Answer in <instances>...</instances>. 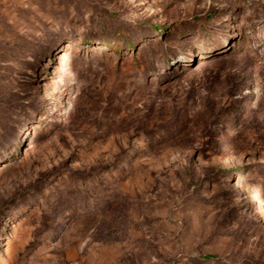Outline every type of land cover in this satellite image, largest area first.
Listing matches in <instances>:
<instances>
[{"label": "rangeland", "instance_id": "1", "mask_svg": "<svg viewBox=\"0 0 264 264\" xmlns=\"http://www.w3.org/2000/svg\"><path fill=\"white\" fill-rule=\"evenodd\" d=\"M0 264H264V0H0Z\"/></svg>", "mask_w": 264, "mask_h": 264}]
</instances>
